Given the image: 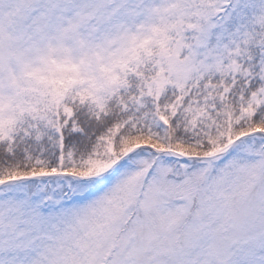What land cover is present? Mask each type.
Wrapping results in <instances>:
<instances>
[{
	"label": "snow or ice",
	"instance_id": "6c2138e0",
	"mask_svg": "<svg viewBox=\"0 0 264 264\" xmlns=\"http://www.w3.org/2000/svg\"><path fill=\"white\" fill-rule=\"evenodd\" d=\"M0 264H264V0H0Z\"/></svg>",
	"mask_w": 264,
	"mask_h": 264
}]
</instances>
